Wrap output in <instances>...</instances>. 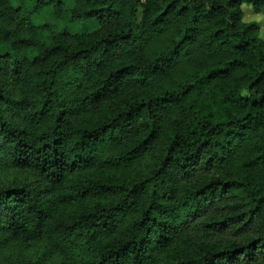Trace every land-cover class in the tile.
Instances as JSON below:
<instances>
[{"label": "trees", "instance_id": "1", "mask_svg": "<svg viewBox=\"0 0 264 264\" xmlns=\"http://www.w3.org/2000/svg\"><path fill=\"white\" fill-rule=\"evenodd\" d=\"M65 1L0 0V229L34 243L0 264H264V0Z\"/></svg>", "mask_w": 264, "mask_h": 264}, {"label": "rangeland", "instance_id": "2", "mask_svg": "<svg viewBox=\"0 0 264 264\" xmlns=\"http://www.w3.org/2000/svg\"><path fill=\"white\" fill-rule=\"evenodd\" d=\"M12 3H16V0H11ZM71 0L65 1V7L70 6ZM241 8L243 10V19L245 21H256L259 23L260 35L264 38V17L258 14L250 13V8L246 4H242ZM40 14L45 17L51 30L55 31H66L69 33L83 32L90 30L92 26H88L91 23L96 22L93 19L81 20L73 22H65L59 20L53 16L51 7H42L40 9ZM88 26V27H87ZM17 181V175L8 169L0 170V184H10ZM34 243L29 241L19 242L15 238L10 237L7 232L0 229V260L11 261L16 258H25L31 255L33 251Z\"/></svg>", "mask_w": 264, "mask_h": 264}, {"label": "clouds", "instance_id": "3", "mask_svg": "<svg viewBox=\"0 0 264 264\" xmlns=\"http://www.w3.org/2000/svg\"><path fill=\"white\" fill-rule=\"evenodd\" d=\"M258 15H261V14H258Z\"/></svg>", "mask_w": 264, "mask_h": 264}]
</instances>
